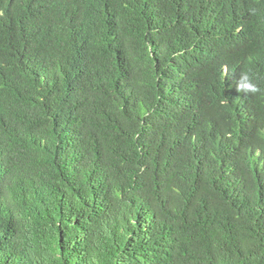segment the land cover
I'll list each match as a JSON object with an SVG mask.
<instances>
[{"label": "trees", "instance_id": "1", "mask_svg": "<svg viewBox=\"0 0 264 264\" xmlns=\"http://www.w3.org/2000/svg\"><path fill=\"white\" fill-rule=\"evenodd\" d=\"M220 1L0 0V264H264V136L222 152L241 111L264 128V33L225 50L260 92L179 93L264 29Z\"/></svg>", "mask_w": 264, "mask_h": 264}, {"label": "clouds", "instance_id": "2", "mask_svg": "<svg viewBox=\"0 0 264 264\" xmlns=\"http://www.w3.org/2000/svg\"><path fill=\"white\" fill-rule=\"evenodd\" d=\"M250 3V7L247 10V15L250 20L262 19L264 21V2L259 0H247ZM232 0H221L220 3L226 15L228 16L229 22L232 16L231 4ZM244 24H234L233 26L226 27L218 31L215 36L211 39L217 41V44H221L222 52L219 56V67L222 73V77L227 80L228 84L220 88L215 85L209 75L204 70H196L190 73L181 85L180 94L186 96L187 101L190 96L195 95L194 93L188 92L189 87H195L197 94L204 93L209 89H212L221 104L228 103L232 98H236L238 101L245 98L244 94H256L260 92V87L255 81L250 71H242L237 66L233 65L232 62L227 58L228 54L225 50L229 47L240 48L247 40L250 35H259L264 33V29L259 32L253 31ZM191 50L187 49L184 53H188ZM183 53V54H184ZM182 54L174 57H180ZM244 103L235 105V107L242 110ZM228 115V109L218 114L213 122L209 124V127L219 125L215 119L219 117L223 118ZM228 142L222 148V152H226L230 149L233 150L236 160L239 155L246 149L256 145V139L264 136V128H262L257 122L256 118H252L245 112L241 111L234 119H230L226 123Z\"/></svg>", "mask_w": 264, "mask_h": 264}]
</instances>
